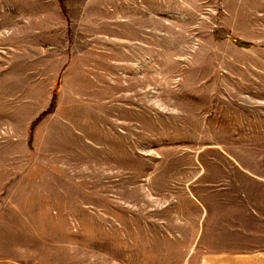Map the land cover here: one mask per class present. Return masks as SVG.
<instances>
[{
	"label": "rangeland",
	"instance_id": "rangeland-1",
	"mask_svg": "<svg viewBox=\"0 0 264 264\" xmlns=\"http://www.w3.org/2000/svg\"><path fill=\"white\" fill-rule=\"evenodd\" d=\"M240 156L264 0H0V263L189 264Z\"/></svg>",
	"mask_w": 264,
	"mask_h": 264
},
{
	"label": "crops",
	"instance_id": "crops-1",
	"mask_svg": "<svg viewBox=\"0 0 264 264\" xmlns=\"http://www.w3.org/2000/svg\"><path fill=\"white\" fill-rule=\"evenodd\" d=\"M233 159L243 175L231 188L221 187L219 206L208 200L203 204L189 264H264V177L244 157Z\"/></svg>",
	"mask_w": 264,
	"mask_h": 264
}]
</instances>
